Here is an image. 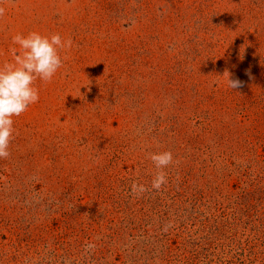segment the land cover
Here are the masks:
<instances>
[{"label":"rangeland","instance_id":"1","mask_svg":"<svg viewBox=\"0 0 264 264\" xmlns=\"http://www.w3.org/2000/svg\"><path fill=\"white\" fill-rule=\"evenodd\" d=\"M3 6L0 65L17 34L73 46L12 117L0 264H264V0Z\"/></svg>","mask_w":264,"mask_h":264},{"label":"clouds","instance_id":"2","mask_svg":"<svg viewBox=\"0 0 264 264\" xmlns=\"http://www.w3.org/2000/svg\"><path fill=\"white\" fill-rule=\"evenodd\" d=\"M5 2L12 0H0V19L5 15ZM12 44L19 46L9 49L12 55L11 62L0 65V159H8L11 155L9 146L15 138L13 116H20L26 112L30 105L39 101V89L35 87L37 79L51 82L57 71L63 67L68 59L65 54L73 46L69 37L66 40L59 33L50 37L38 32H30L27 36L17 34L12 37ZM229 87L238 88L239 80H228ZM148 158L153 162L156 172L151 182V189L161 190L168 183V174L165 171L175 162L171 151L150 153ZM149 188L137 181L131 185V193L134 196L142 195Z\"/></svg>","mask_w":264,"mask_h":264}]
</instances>
